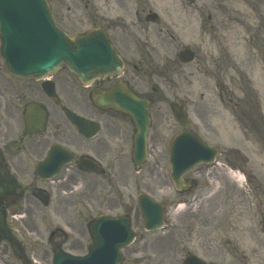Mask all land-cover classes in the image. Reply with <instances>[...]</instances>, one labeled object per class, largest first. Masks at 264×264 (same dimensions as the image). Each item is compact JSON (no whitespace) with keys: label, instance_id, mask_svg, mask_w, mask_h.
Segmentation results:
<instances>
[{"label":"rangeland","instance_id":"1","mask_svg":"<svg viewBox=\"0 0 264 264\" xmlns=\"http://www.w3.org/2000/svg\"><path fill=\"white\" fill-rule=\"evenodd\" d=\"M147 1L153 10L160 12L159 16H164V30L169 29L175 38L173 42L168 40L172 45V54L178 47L187 46L196 52L197 57L191 65L175 67L164 77L163 103L156 105L161 106L164 115L155 116L150 131L152 158L146 170L151 171V180L147 187L136 186L135 189L132 181L136 174H133L132 167L121 168V187L127 189L122 188V192L124 197L128 195V203L137 191H144L145 188L153 198L164 204L167 219L162 231L145 232L135 212L132 228L136 240L122 251V264H181L189 253L205 255L208 262L215 254L211 253V245L207 241L208 237H213L212 232L209 235L208 227H219L225 220L226 224L228 218L242 223L241 227H264V137L256 135L255 131L251 132V138L246 136L238 123L241 120L244 127L249 126V114L246 113L255 109L253 103L257 96L254 91L259 95L261 113L262 107L264 113V0ZM221 89L226 91L223 93L224 100L230 98L232 109L238 103V117L230 112L227 103L220 100ZM170 103L186 105V125L175 123ZM184 129L198 133L209 145H216L220 152L226 151V157L232 161L231 170L242 173L245 179L250 177L248 190L240 187V184L246 187L243 182L237 183L230 176L232 174H227L228 167L220 166L216 170L212 169L211 173L200 167L195 173L187 175L197 177L199 188L193 189L186 197L188 205L185 210L177 209L182 197L174 190L168 177L167 149L175 134ZM235 149L242 158L228 154V151ZM223 158L218 157L220 164ZM146 170L142 168L137 178L147 182ZM208 177L212 181H208ZM210 192L212 195L209 196ZM203 196L205 199L199 204L197 199ZM194 202L197 203L193 205ZM124 204L121 197V211ZM211 213L213 215L210 218L214 216V219L210 221ZM43 214L49 213L42 210L35 215H26L23 219L8 217L9 227L22 241L26 254L34 256L36 264H50V259L44 258L41 250L48 249L50 252L48 234L55 226H64L65 222L71 226L61 227L68 234L64 248L73 254L86 252L90 241L86 226L81 221L96 213L77 215L70 212L64 216ZM203 219L204 225H207L202 229L205 244H200L197 241L198 228L195 231L194 228L199 227ZM23 227L28 231L24 229L22 235L20 229ZM211 244L215 245L216 242L212 240ZM222 260L218 258V261ZM0 264L20 263L13 261L0 244Z\"/></svg>","mask_w":264,"mask_h":264},{"label":"flooded vegetation","instance_id":"2","mask_svg":"<svg viewBox=\"0 0 264 264\" xmlns=\"http://www.w3.org/2000/svg\"><path fill=\"white\" fill-rule=\"evenodd\" d=\"M48 2L54 21L65 31L105 32L123 57L124 69L119 79H105L84 88L76 85L74 77L65 70L47 80L33 81L15 78L0 65V242L6 243L3 249L13 254L14 259L24 262L29 256L7 228L8 215H35L50 207L49 214L87 215L98 211V215L100 211L113 213L120 207L121 168L134 166L130 156L133 129L121 114L95 108L89 100L91 88L108 89L118 80H124L134 94L149 100L151 107L160 103L154 93L164 96V76L179 66L176 52L169 56L170 61L167 56L171 50L164 34L171 41L173 37L164 30V16L160 22H150L153 11L147 0ZM44 82L52 83L56 96L51 95L55 97L44 92ZM47 88L50 93V87ZM65 109L91 122L92 132L95 127L98 130L92 137L80 135L68 122ZM153 113L157 117L164 115L161 106H155ZM56 145L62 146L60 155L70 151V163L51 178L47 176L49 169L38 172V166L50 155L55 156ZM151 145L150 139L141 166L145 170L152 158ZM57 163L53 157L51 165ZM146 178L147 182L135 178L134 183L147 187L151 171L146 170ZM213 231L217 232L220 244L213 247V252L218 253L217 260L219 254L225 258L219 264H227L226 254L231 264L259 263L262 259L264 227L254 230L229 221L226 227H214ZM198 236L201 241V230ZM249 237L251 249H248ZM47 240L54 248H62L66 242L57 230L50 232ZM41 254L48 257L45 249Z\"/></svg>","mask_w":264,"mask_h":264},{"label":"water","instance_id":"3","mask_svg":"<svg viewBox=\"0 0 264 264\" xmlns=\"http://www.w3.org/2000/svg\"><path fill=\"white\" fill-rule=\"evenodd\" d=\"M0 57L11 74L22 78H40L59 68L73 73L80 84L120 72L121 62L108 39L99 32L68 36L52 22L46 0H0ZM182 63L193 59L185 50L178 55ZM93 102L128 114L136 129V152L144 153L149 126L147 103L132 95L124 84L109 91L95 92ZM176 121L184 122L174 112ZM71 118V116H70ZM216 150L194 134L177 135L169 148L170 177L177 189L182 176L199 163L214 160ZM182 187V186H181ZM144 229L153 231L163 224L160 206L140 198ZM92 245L84 257L64 253L54 255L52 264H120V249L129 245L133 234L127 218H100L89 228ZM183 264H202L193 256Z\"/></svg>","mask_w":264,"mask_h":264},{"label":"trees","instance_id":"4","mask_svg":"<svg viewBox=\"0 0 264 264\" xmlns=\"http://www.w3.org/2000/svg\"><path fill=\"white\" fill-rule=\"evenodd\" d=\"M261 124L263 125V129H264V124H263V121L261 120Z\"/></svg>","mask_w":264,"mask_h":264},{"label":"bare ground","instance_id":"5","mask_svg":"<svg viewBox=\"0 0 264 264\" xmlns=\"http://www.w3.org/2000/svg\"><path fill=\"white\" fill-rule=\"evenodd\" d=\"M181 208V206H179Z\"/></svg>","mask_w":264,"mask_h":264}]
</instances>
